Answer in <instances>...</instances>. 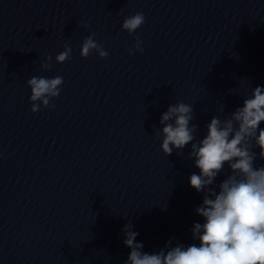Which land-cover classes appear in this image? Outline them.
<instances>
[{"label": "clouds", "instance_id": "1", "mask_svg": "<svg viewBox=\"0 0 264 264\" xmlns=\"http://www.w3.org/2000/svg\"><path fill=\"white\" fill-rule=\"evenodd\" d=\"M145 23V16L138 12L124 19L122 29L130 35ZM95 33L82 43L80 56L88 58L94 52L101 59L109 53L95 40ZM134 51L143 53L142 41L135 37ZM72 57V49L66 45L55 57L56 63H64ZM52 57L48 56L40 67L51 70ZM63 77L33 76L27 80L31 89L29 97L31 111L55 108L50 101L59 97ZM193 108L178 102L168 107L160 117L163 125L158 135L165 156L173 150L182 152L191 144L188 158L194 160L199 174L189 177V184L197 193H204L202 203L195 209L203 223L195 222L191 228L192 240L199 243L184 245L168 241L158 252L142 251L143 243L136 242L137 232L131 222L122 231L124 245L130 253L124 264H264V165L254 166L257 153L252 144L259 148V159L264 160V87L257 86L243 106L231 113L230 118L221 121L213 116L207 125V134L196 140L197 125L192 124ZM196 141V142H194ZM228 164L231 172L218 185L219 191L211 187ZM166 208V205H165Z\"/></svg>", "mask_w": 264, "mask_h": 264}]
</instances>
